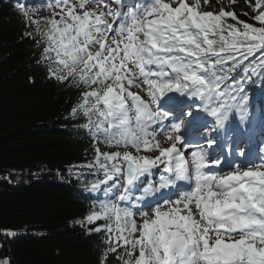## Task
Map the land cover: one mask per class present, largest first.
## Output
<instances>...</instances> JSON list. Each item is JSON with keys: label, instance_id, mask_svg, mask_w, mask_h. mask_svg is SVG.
Returning a JSON list of instances; mask_svg holds the SVG:
<instances>
[{"label": "snow or ice", "instance_id": "snow-or-ice-1", "mask_svg": "<svg viewBox=\"0 0 264 264\" xmlns=\"http://www.w3.org/2000/svg\"><path fill=\"white\" fill-rule=\"evenodd\" d=\"M235 2L13 4L46 78L78 93L68 116L93 141L81 169L94 179L74 223L105 234L100 264H264V148L254 155L245 139L249 85L264 90V0H246L259 26ZM42 7L51 15L35 16ZM0 264H13L4 242Z\"/></svg>", "mask_w": 264, "mask_h": 264}, {"label": "trees", "instance_id": "trees-1", "mask_svg": "<svg viewBox=\"0 0 264 264\" xmlns=\"http://www.w3.org/2000/svg\"><path fill=\"white\" fill-rule=\"evenodd\" d=\"M15 2L0 0V229L20 234L0 235V242L13 264H100L105 234L86 235L74 223L93 202L83 188L94 179L81 169L94 159L93 141L68 116L78 93L46 78L35 59L39 49L22 36L25 26L13 10ZM209 8L219 9L215 0ZM233 9L240 20L259 26L246 0H236ZM249 89L251 106L263 110L264 90ZM98 146L101 151L126 150L103 142ZM108 264H115L114 257Z\"/></svg>", "mask_w": 264, "mask_h": 264}, {"label": "rangeland", "instance_id": "rangeland-1", "mask_svg": "<svg viewBox=\"0 0 264 264\" xmlns=\"http://www.w3.org/2000/svg\"><path fill=\"white\" fill-rule=\"evenodd\" d=\"M42 2L46 4L48 2V0H42ZM188 2L191 3L192 0H188ZM34 3H35L34 6H36V0H34ZM202 10L203 11H210V8L209 7H204ZM50 15H51V12L48 11L46 7H42L39 11H37L35 13V16H37V17H44V16H50ZM131 90L132 91L141 92V95H144V93L142 92V90L133 89V88ZM261 116H262L261 113H259V116H256V117H253L251 115L250 119H252V122H257V120L261 119ZM256 118H258V119H256ZM156 138L158 140H160V141H164V136L163 135L157 134V137ZM164 146H167V144L165 143ZM153 153H156V152H153ZM155 155H158V153H156ZM146 211H149V210L147 209ZM149 214H151V213L149 212ZM137 217H138V214H137Z\"/></svg>", "mask_w": 264, "mask_h": 264}]
</instances>
